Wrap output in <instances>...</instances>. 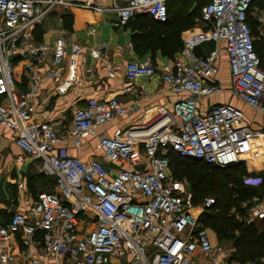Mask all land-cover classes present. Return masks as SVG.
Masks as SVG:
<instances>
[{"label": "built area", "instance_id": "1", "mask_svg": "<svg viewBox=\"0 0 264 264\" xmlns=\"http://www.w3.org/2000/svg\"><path fill=\"white\" fill-rule=\"evenodd\" d=\"M169 1L0 0V124L15 133L23 153L16 161L37 160L38 170L52 177L57 189L39 193L30 211L16 210L0 225V264H47L44 257L52 258V264H199L197 253L212 264H254L233 258L232 248L212 242L193 206L189 181L174 178L167 156L172 149L209 164L235 165L254 155L264 139V130L250 126L238 106L221 103L202 112L198 105L201 97L222 90L217 77L224 48L232 93L264 113V69L248 22L254 0H209L201 7L204 27L187 31L170 66L160 70L151 58L126 64L125 91L143 96L131 82L159 75L170 91L186 93L172 107H147L148 119L113 135L100 128L137 108L116 96L79 106L68 124L36 118L45 106L40 93L46 80L57 83L55 89L61 92L66 72L83 50L66 39L64 27L53 43L40 40L48 17L79 7L108 11L117 26L138 14L163 22ZM256 18L264 40V8ZM205 42L215 47L201 54L198 47ZM127 48L134 51L132 43ZM94 51L102 56L101 48ZM88 138L95 140L102 159L84 160L58 146L70 140L81 147ZM141 163L146 166L139 170ZM213 202L208 198L205 204ZM261 219L264 195L245 217L249 223Z\"/></svg>", "mask_w": 264, "mask_h": 264}, {"label": "crops", "instance_id": "2", "mask_svg": "<svg viewBox=\"0 0 264 264\" xmlns=\"http://www.w3.org/2000/svg\"><path fill=\"white\" fill-rule=\"evenodd\" d=\"M94 1L99 4H107L110 0ZM260 11L261 8L254 5L250 11L251 17L256 18ZM59 16H62L63 22L68 17L66 23L70 29L64 28L66 39L69 42H77L82 45L83 50L78 54L74 67L66 72L65 81L60 84L61 92L55 89L57 83L49 79L46 80L40 93L41 100L45 101V106L38 109L37 119H59L62 121L61 124H68L72 113L79 106H83L91 100L116 96L122 103L137 108H133L124 117L116 118L100 128L102 132L113 135L118 130L148 119L150 114L145 115L144 113L147 107L164 106L170 108L175 101L186 95V93L179 94L170 91L159 75L141 76L131 82L135 87L143 90L145 93L143 96L125 91L126 85L129 84L126 78V64L132 59L144 57H139L135 48L133 52L129 51L128 43L133 44L132 29L128 25H115L114 14L108 11L79 7H73L70 10H58L46 19L40 32V40L48 43L54 42L59 34V28L65 27V25L63 26L65 22L60 21ZM256 22L258 23L257 18ZM202 27L204 25H195L191 29ZM89 29L92 30V33L87 32ZM188 30L183 31V40ZM256 34L259 42L264 41L259 36L258 30ZM219 46L223 47L224 43H219ZM213 47H215V43L205 42L198 47V51L205 54ZM98 48L102 49L101 57H97L95 54L94 50ZM154 61L162 70L170 66L174 60L157 54ZM219 65L217 78L222 90L216 94L201 97L198 102L200 110L206 112L212 106L221 103L234 104L243 110L244 119L250 126L264 130V113L246 104L231 91L229 60L224 48L219 58ZM19 78H21L20 74ZM24 86L22 85V87ZM94 141V139L88 138L81 147H76L72 141L67 140L58 146L66 148L72 156H78L84 160H100L102 155L95 148ZM21 154H23L22 150L15 143L14 131L0 124V225L7 223L16 210L30 211V207L37 202L38 195L42 191L55 192L57 190L55 183L50 184L49 181H46V179H52L55 182L54 179L38 170L39 162L37 160L24 157L22 161L17 162L16 157ZM245 163L250 174L264 171V139L261 143L259 141V145L255 147V154L251 155ZM106 164L108 168H112L111 164ZM44 186L49 187V190L43 189ZM201 212L202 210L197 214H201ZM210 235L213 243H219L214 231L210 230ZM18 239L17 244L22 249L20 237ZM33 251L43 256L39 250L34 249ZM197 256L199 264H212L201 253H197ZM44 259L47 264H52V258L44 257Z\"/></svg>", "mask_w": 264, "mask_h": 264}, {"label": "trees", "instance_id": "3", "mask_svg": "<svg viewBox=\"0 0 264 264\" xmlns=\"http://www.w3.org/2000/svg\"><path fill=\"white\" fill-rule=\"evenodd\" d=\"M199 1L170 0L168 19L163 22L148 14H138L131 19L129 23L133 20V45L139 56L149 53L154 61L157 54H161L174 60L184 44L183 31L196 25L197 14H200L201 19V7L209 0L203 4ZM254 5L263 9L264 0H254L248 11V22L256 38L255 50L264 69V41H258V23L250 15ZM66 18L64 25L68 26ZM38 38H41L40 33ZM167 156L174 178H186L189 181L194 203H201L207 195L213 196L214 202L210 206L204 202V210L199 216L200 223L215 232L219 243L232 248L233 258L241 262L253 263L255 259L256 262L260 261L264 256V219L249 223L243 218L248 216L250 208L255 204L253 198L261 196L264 191V171L261 172L262 181L252 186L245 182V177L250 173L244 162L217 166L204 160L181 156L172 149H169ZM46 181L55 183L52 179Z\"/></svg>", "mask_w": 264, "mask_h": 264}, {"label": "rangeland", "instance_id": "4", "mask_svg": "<svg viewBox=\"0 0 264 264\" xmlns=\"http://www.w3.org/2000/svg\"><path fill=\"white\" fill-rule=\"evenodd\" d=\"M196 1H198V0H193V3L194 2H196ZM207 0H200L199 2L200 3H205ZM170 15H172L171 13H170ZM197 20V23H196V25H203V23L201 22V19H200V14L198 13L197 14V18H196ZM64 23V22H63ZM132 23H133V20L129 23V25L128 26H132ZM63 26H64V24H63ZM67 26H65L64 28L66 29V30H68V29H70V27L68 26L67 28H66ZM148 54V53H147ZM139 57H144V58H152L150 55H142V56H139ZM21 64H17L16 66H20ZM244 164L246 165V163L244 162ZM145 166H146V163H141V164H139L136 168L137 169H139V170H142V169H144L145 168ZM247 167V166H246ZM261 172H263V171H259V172H255V173H253V174H250L249 176H247V177H245V182L248 184V185H252V186H257L261 181H262V173ZM43 189H46V190H49V187H46V186H44V188ZM191 190V189H190ZM257 190H259V189H257ZM193 194V193H192ZM262 195H264V191L261 193V196ZM261 196L259 195L258 197L256 196V197H254L253 199H254V201H253V203H255V202H257L260 198H261ZM213 196H211V195H207L205 198H204V200L201 202V203H199V202H195L194 203V201H193V199H192V203H193V206H194V208H195V210L197 211V212H199V211H203L204 210V202L206 201V199H208V198H212ZM252 203V204H253ZM246 217V216H245ZM245 217L243 218V219H245ZM242 219V218H241ZM79 225H83V226H85V228L87 227V225L84 223V220L83 219H80V222H79ZM93 226H95V223L92 225V226H90L89 227V229H91ZM208 228H210V227H208ZM210 230H212L211 228L209 229V231ZM213 231V230H212ZM256 260L257 259H255V261H252L254 264H264V256L260 259V261H257L256 262Z\"/></svg>", "mask_w": 264, "mask_h": 264}]
</instances>
